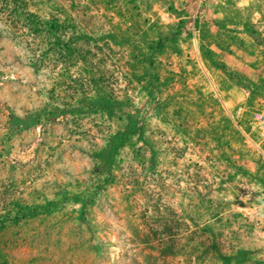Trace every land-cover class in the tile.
<instances>
[{
  "label": "rangeland",
  "instance_id": "rangeland-1",
  "mask_svg": "<svg viewBox=\"0 0 264 264\" xmlns=\"http://www.w3.org/2000/svg\"><path fill=\"white\" fill-rule=\"evenodd\" d=\"M262 118L264 0H0V264H264Z\"/></svg>",
  "mask_w": 264,
  "mask_h": 264
},
{
  "label": "trees",
  "instance_id": "trees-1",
  "mask_svg": "<svg viewBox=\"0 0 264 264\" xmlns=\"http://www.w3.org/2000/svg\"><path fill=\"white\" fill-rule=\"evenodd\" d=\"M25 19L27 24L30 27H34V28H45L46 25H48V29L51 31V28L53 26H56V23H53V19H49V20H42L40 19L36 14L31 13V12H25L24 14ZM55 45H57L56 42H52L51 48L52 50L55 49ZM66 48V47H65ZM65 51L70 52L69 49H65ZM92 86L93 87H97V81L92 79L91 80ZM93 110H106V111H110L112 109V106L109 104V100L105 99L104 97L101 98V101L98 103H92L91 105ZM15 214H17V216H14L12 219H6V220H10V221H15L17 222L20 219V216H35L37 214V208L36 207H32V206H27V205H22L18 208V210H16ZM20 215V216H19ZM6 220H2L0 221V228L3 227L4 222Z\"/></svg>",
  "mask_w": 264,
  "mask_h": 264
},
{
  "label": "built area",
  "instance_id": "built-area-1",
  "mask_svg": "<svg viewBox=\"0 0 264 264\" xmlns=\"http://www.w3.org/2000/svg\"><path fill=\"white\" fill-rule=\"evenodd\" d=\"M262 121H264V118H262Z\"/></svg>",
  "mask_w": 264,
  "mask_h": 264
}]
</instances>
